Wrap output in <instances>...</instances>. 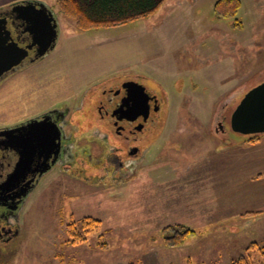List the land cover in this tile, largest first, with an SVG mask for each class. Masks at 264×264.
I'll return each mask as SVG.
<instances>
[{
	"label": "rangeland",
	"instance_id": "obj_1",
	"mask_svg": "<svg viewBox=\"0 0 264 264\" xmlns=\"http://www.w3.org/2000/svg\"><path fill=\"white\" fill-rule=\"evenodd\" d=\"M217 1L195 6L197 18L187 17L185 6L163 7L138 21L83 33L61 16L57 0H46L57 21L55 46L0 83V129L79 103L86 88L92 105L101 84L134 76L158 87L168 114L146 161L132 173L94 168L109 146L87 142L89 119L81 108L75 112L74 146L88 147L91 162L80 155L82 166L41 178L18 212V234L0 244V264H231L251 244L248 253L264 263V162L252 173L242 166L238 184L228 171L210 169L223 159L218 154L227 156V146L245 144L244 135L231 130L230 117L264 80V2L242 0L231 21L215 18ZM19 2L25 0H0V10ZM240 32V47L228 50L222 34ZM258 137L246 144L263 161L264 133ZM240 156L242 162L253 157ZM86 217L99 220V228L80 231L85 241L72 243L67 225ZM174 225L195 235L170 248L162 229Z\"/></svg>",
	"mask_w": 264,
	"mask_h": 264
},
{
	"label": "flooded vegetation",
	"instance_id": "obj_2",
	"mask_svg": "<svg viewBox=\"0 0 264 264\" xmlns=\"http://www.w3.org/2000/svg\"><path fill=\"white\" fill-rule=\"evenodd\" d=\"M10 8L0 10V17L9 12ZM16 24V37H20L19 46L24 47L29 43L30 38L25 33L22 34L24 26ZM35 48L29 52L28 57L20 65L8 72L13 74L26 66L33 65L43 59L46 54L40 58L34 59ZM4 78V79H5ZM2 79L0 83L4 80ZM155 88V90L153 89ZM155 86H147L137 76L126 79H114L103 83L95 94L96 100L92 105H88L84 96L89 89L86 88L79 99V103L62 105L48 109L39 116L21 122L17 125L2 128L10 129L26 126L32 120L40 121L46 117L56 126L55 142L58 144L55 153H52L47 162V170L41 175H28L27 185H19L13 191H3L0 189V244L10 243L18 234V228L15 223L18 221V212L27 198L32 194L42 177L52 171L69 170L74 165L82 166L84 160L82 155L88 158L89 162L92 153L86 148H75L76 137L74 135L75 126L72 125L73 114L82 109L84 115L89 119L86 124L88 134L84 139L95 144L97 149L102 146H109L106 156L102 160H95L98 165L95 169L105 168L107 166L114 170H124L136 172L139 165L146 161L147 148L159 139L163 123L168 114L167 103L163 100ZM94 95V94H93ZM224 121L226 117L223 116ZM221 127L220 123L217 124ZM1 130V129H0ZM2 138H0V142ZM2 144V143H0ZM0 184L5 177L12 171L18 159V154L14 150L2 149L0 145ZM82 157V158H83ZM94 170V169H92ZM76 172V171H75ZM26 194L22 196L21 194ZM15 194V195H13ZM18 194V195H17ZM14 197V201L8 199ZM15 207V208H14ZM15 225V226H14Z\"/></svg>",
	"mask_w": 264,
	"mask_h": 264
},
{
	"label": "water",
	"instance_id": "obj_3",
	"mask_svg": "<svg viewBox=\"0 0 264 264\" xmlns=\"http://www.w3.org/2000/svg\"><path fill=\"white\" fill-rule=\"evenodd\" d=\"M16 24L24 26L22 34L30 38L24 47L19 46L21 38L15 36ZM57 36L56 18L44 4L28 1L12 5L9 12L0 17V81L28 57L32 47L35 48L34 59L51 51ZM230 126L233 132L245 136L264 133V80L242 97L231 114ZM56 130L46 117L32 120L26 126L0 130L2 149L18 154L12 171L0 184L1 190L13 191L21 184L27 185L29 174L41 175L47 170V160L58 146ZM8 199L14 201V197Z\"/></svg>",
	"mask_w": 264,
	"mask_h": 264
},
{
	"label": "trees",
	"instance_id": "obj_4",
	"mask_svg": "<svg viewBox=\"0 0 264 264\" xmlns=\"http://www.w3.org/2000/svg\"><path fill=\"white\" fill-rule=\"evenodd\" d=\"M166 1L167 0H57V4L61 16L73 22L78 32L85 33L93 30L122 26L150 17L155 14ZM239 7L240 2L238 0H218L214 4L213 13L217 19L228 18L231 20V18L235 17L237 14ZM233 26L240 27L241 21L239 22L235 19ZM258 136L259 135L244 136V142L254 144L259 140ZM72 225H74L73 228L69 229ZM99 226V220L86 217L80 219L78 222H70L66 227L65 233L72 240V243L83 242L85 241L84 238L78 233L80 231H84V234L89 233L91 230H97ZM162 233L164 235V245L170 248L180 246L184 240L195 235L193 230L183 225L165 227L162 229ZM75 235L76 239L74 238ZM251 245L246 249V254L240 256L231 264H262L248 253L250 248L253 247ZM262 250H264V248Z\"/></svg>",
	"mask_w": 264,
	"mask_h": 264
},
{
	"label": "crops",
	"instance_id": "obj_5",
	"mask_svg": "<svg viewBox=\"0 0 264 264\" xmlns=\"http://www.w3.org/2000/svg\"><path fill=\"white\" fill-rule=\"evenodd\" d=\"M25 1H35V2L42 3L45 6L49 7V5L46 2V0H25ZM202 1H204V0H168L167 2L164 3V5L161 8L164 7L166 9L171 10V8H173V7L185 6L186 7V16L192 19V17H194V16L196 18H197V16L199 17L198 11L195 8V6H198L199 4H201ZM239 1H240V5L242 7V0H239ZM261 1L264 2V0H260L259 3H262ZM254 5H255V3H254ZM256 9H258V8H256ZM258 15H262V13L260 12ZM217 20H219V19H217ZM257 21L258 22L255 23L254 20H253L254 25L250 28V30L252 29L251 32L257 30V24L258 23L263 22L262 21V17L258 18ZM258 27H259V29H261V26L258 25ZM250 30H249L248 34L250 33V35H252ZM241 34H242L241 32H240V34H236V35L234 33H232V37L230 36V34H225V36H224V34H222V36H221L222 40H224V39L227 40L228 50H230V48L232 50L234 48H237V47L239 48L240 47L241 41L237 40L235 42V39H238L239 36H241ZM252 36H253L254 40L258 39L256 34L252 35ZM224 56H225V54L222 53L221 57L219 55L216 56V57H217V59L222 60V57L224 58ZM227 56H229V55H227ZM230 60L234 61V59H230ZM251 147H252L251 145H247L246 143L245 144H237V145L234 144V145H231V146H227L224 149V151H228L227 156L224 155L225 154L224 152L217 155L218 157L223 155V159L222 160L220 159V160H218L216 162V170H214V169H212L210 167L211 173H212V171L217 172L219 170V167H220L224 172L228 171V173H230L229 176H231L233 174V176H232L233 179L232 180L236 184H238L239 181L241 180V176L240 175L242 174V170H241L242 166H244V165L247 166L248 165V168L246 170H244V173H252V168H251L252 166H253V168L255 167L254 169H256V166L258 165V163H263L264 162V159H263V161L257 160L258 156H256V153H254L255 151L251 150L252 149ZM242 151L247 152L249 155H252L253 156L252 159L250 158V160H245L244 162H242V159H241V156H240ZM243 159H246V158H243ZM212 163L213 162L211 161L210 164H212ZM239 166H240L239 171L236 174H234L235 169L238 168ZM234 192H235V194H237L236 191H234Z\"/></svg>",
	"mask_w": 264,
	"mask_h": 264
}]
</instances>
